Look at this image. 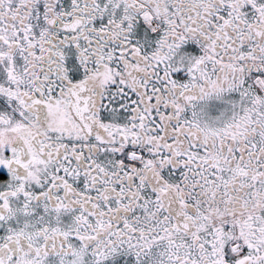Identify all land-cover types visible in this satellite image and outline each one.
I'll use <instances>...</instances> for the list:
<instances>
[{"label": "snow or ice", "instance_id": "1", "mask_svg": "<svg viewBox=\"0 0 264 264\" xmlns=\"http://www.w3.org/2000/svg\"><path fill=\"white\" fill-rule=\"evenodd\" d=\"M0 264H264V0H0Z\"/></svg>", "mask_w": 264, "mask_h": 264}]
</instances>
